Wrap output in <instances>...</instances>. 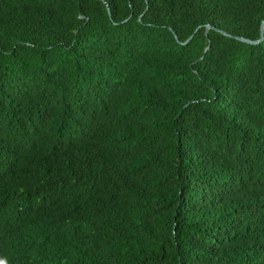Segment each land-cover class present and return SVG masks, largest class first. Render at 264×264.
<instances>
[{
	"label": "trees",
	"instance_id": "obj_1",
	"mask_svg": "<svg viewBox=\"0 0 264 264\" xmlns=\"http://www.w3.org/2000/svg\"><path fill=\"white\" fill-rule=\"evenodd\" d=\"M263 19L0 0V264H264Z\"/></svg>",
	"mask_w": 264,
	"mask_h": 264
},
{
	"label": "water",
	"instance_id": "obj_2",
	"mask_svg": "<svg viewBox=\"0 0 264 264\" xmlns=\"http://www.w3.org/2000/svg\"><path fill=\"white\" fill-rule=\"evenodd\" d=\"M98 1H102V0H98ZM147 2V0H146ZM106 8H107V5H106ZM107 11H108V8H107ZM109 13V11H108ZM127 21V20H126ZM124 21V22H126ZM209 29H212L214 31H216L217 33H220L222 36H225L227 38H230V39H233V40H236V41H239L241 43H244V44H247V45H258L259 43H261L264 39V19L262 20L261 22V26H260V35H259V39L258 40H255V41H252V40H248V39H245L243 37H239V36H234V35H231V34H228V33H225L223 31H220L218 29H215V28H212L210 26H206L205 27V34H207V31ZM199 30V28H197L193 34L197 33ZM170 32L173 34L174 36V39L175 41L180 44V45H187L189 43V41L192 39L193 35H191L185 42H179L177 36L175 35L174 31L172 29H170ZM207 50V49H206Z\"/></svg>",
	"mask_w": 264,
	"mask_h": 264
}]
</instances>
